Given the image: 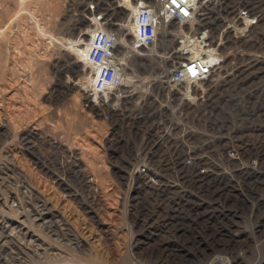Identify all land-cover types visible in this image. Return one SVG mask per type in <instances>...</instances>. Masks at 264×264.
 Wrapping results in <instances>:
<instances>
[{
  "label": "rangeland",
  "instance_id": "rangeland-1",
  "mask_svg": "<svg viewBox=\"0 0 264 264\" xmlns=\"http://www.w3.org/2000/svg\"><path fill=\"white\" fill-rule=\"evenodd\" d=\"M92 1L0 0V264H264V129L241 158L109 155L75 61Z\"/></svg>",
  "mask_w": 264,
  "mask_h": 264
},
{
  "label": "built area",
  "instance_id": "built-area-1",
  "mask_svg": "<svg viewBox=\"0 0 264 264\" xmlns=\"http://www.w3.org/2000/svg\"><path fill=\"white\" fill-rule=\"evenodd\" d=\"M94 1L83 15L97 22L83 62L95 68L83 107L107 122L109 155L176 160L212 146L210 156L225 160L227 147L240 157L244 140L262 138L253 129H264V0H114L107 11ZM114 6L131 15L130 42L141 49L128 63L119 59ZM230 128L252 131L243 140L237 131L202 136Z\"/></svg>",
  "mask_w": 264,
  "mask_h": 264
},
{
  "label": "bare ground",
  "instance_id": "bare-ground-1",
  "mask_svg": "<svg viewBox=\"0 0 264 264\" xmlns=\"http://www.w3.org/2000/svg\"><path fill=\"white\" fill-rule=\"evenodd\" d=\"M121 1V0H120ZM123 3H126V0H122L121 2H120V4H123ZM109 6L110 5H108V6H106L105 8H102V6L100 5V7H101V9H104V10H108V8H109ZM123 6V5H122ZM113 8H115V11L117 10V15H118V17H120V15H124V14H127V19L123 22V23H120V25H118V26H120V28L118 27V31H119V37H118V43H119V45H120V47H122L123 49H122V53H121V55H120V61L121 62H126V63H128L129 61H131V55H130V49H131V52L132 51H134V55H136L137 54V49L139 50V51H141V49L140 48H136V46L134 45V44H132L130 41H131V38H132V36H130V34L132 35V33H135L134 31H135V29L133 28H131L130 27V22H129V26L126 28L125 26H124V24L127 22V20H129L130 21V16H129V13H127L126 12V10H125V8H120L119 9V7L117 8V7H113ZM109 14H112V15H110L111 17H112V21H115L117 18H115V15H114V13H112V12H108ZM114 15V16H113ZM83 18V17H82ZM84 21H83V23L85 22L86 24H90V26L92 27V29H94V27L97 25V22L95 21V19L94 18H90V19H86V18H84L83 19ZM119 22H122L121 20H118V22H117V24H119ZM109 23H110V21H109ZM122 27V28H121ZM92 29L90 30V32L89 33H91V31H92ZM123 30H126V31H128V32H131L130 34H126V35H124V41H125V44H126V41L128 42V44L127 45H124L122 42H123V38H122V32H123ZM55 38V37H54ZM90 34H88V37H87V39H88V43H87V48H88V45H89V41H90ZM56 40H58L57 38H55ZM59 41V40H58ZM60 43H61V46H62V49H66L67 47H68V45H69V43L68 42H66V41H64V40H61V41H59ZM124 45V46H123ZM87 48H86V51H87ZM150 50L148 51L149 52V54H151V55H154V53H152V49H156V46H154V45H150ZM123 50H125V52L123 51ZM86 51H84L83 52V54H75L76 55V63H79V62H82V64H84V68L82 69V71H83V73L85 72V68H88V71H89V75H87V76H89V82H88V86H87V92H86V96H88V94H89V89H90V82H91V76H90V74H91V72H94L95 71V68H94V66L93 65H91V64H88V63H83L84 62V60H85V55L87 54V52ZM79 55H82V57H83V60L81 61V60H79L80 59V56ZM150 60V59H149ZM154 67H152L148 72L149 73H151L150 71L153 69ZM154 71H156V70H154ZM81 72V70H79V73ZM81 78H78L77 80H72V79H68L67 81H70V83H72V85L74 84H78L79 83V80H80ZM80 86V85H79ZM187 90H189V87L187 86ZM209 150V149H208ZM207 149H205V148H202V147H193V148H190V151H189V153H192V152H200V151H204V152H206V151H208Z\"/></svg>",
  "mask_w": 264,
  "mask_h": 264
}]
</instances>
